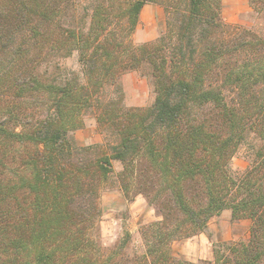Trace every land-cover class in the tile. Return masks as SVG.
<instances>
[{
  "label": "trees",
  "instance_id": "16d2710c",
  "mask_svg": "<svg viewBox=\"0 0 264 264\" xmlns=\"http://www.w3.org/2000/svg\"><path fill=\"white\" fill-rule=\"evenodd\" d=\"M150 3L162 6L165 31L135 46ZM250 3L264 14V0ZM78 4L0 0V264H111L96 226L113 160L125 195L142 160L156 176L163 220L131 262L193 264L169 243L230 210L251 222L248 240L222 243L202 264H264V31L223 23L220 0H92L83 18ZM73 52L80 74L57 64L48 75L51 58ZM130 70L151 80L146 109L125 108L120 94L100 99ZM91 109L114 140L110 154L71 136ZM249 136L259 144L236 178L229 162Z\"/></svg>",
  "mask_w": 264,
  "mask_h": 264
},
{
  "label": "rangeland",
  "instance_id": "374dc122",
  "mask_svg": "<svg viewBox=\"0 0 264 264\" xmlns=\"http://www.w3.org/2000/svg\"><path fill=\"white\" fill-rule=\"evenodd\" d=\"M91 1L79 0L77 17L85 16L82 7L90 4ZM220 4V17L223 23L257 32L264 31V14L257 13L252 8L250 0H220ZM155 15L152 10L145 9L139 17L131 37L135 46L153 43L165 31V13L163 28L160 29H156V23L152 22V16L156 18ZM88 23L89 17H86L84 24L88 26ZM57 64L63 74H80L81 67L77 52L65 58L60 56L51 58L48 63V75L51 72L56 73ZM118 82L119 91L112 86L104 88L100 96L102 101L121 95L122 106L125 108L146 109L153 104L155 100L153 85L150 78L142 76L140 71H125L120 75ZM96 113V109L84 112L81 116L83 126L71 133V136L79 146L95 145L98 146L95 149L96 153L110 154L109 145L114 140L98 127ZM258 144L254 136H249L247 141L238 147L229 162L230 172L234 177H239L248 168ZM111 168L112 172L100 188L98 200L100 217L96 226L98 243L104 259L113 257L114 261L112 260L111 264H135L131 260L145 253L146 238L149 242L153 240L152 231L156 226L153 227L152 224L163 220L156 208V176L146 169L147 162L142 160L141 169L129 179V187L125 195L119 183L122 164L113 160ZM250 226L249 220H232L230 210H224L220 215L209 220L204 232L195 233L188 238H176L169 243V247L174 257L180 260L193 264L212 262L214 250L222 243L246 242L249 238ZM120 247H123L122 251ZM118 252L121 253L114 257Z\"/></svg>",
  "mask_w": 264,
  "mask_h": 264
},
{
  "label": "crops",
  "instance_id": "0c3cea01",
  "mask_svg": "<svg viewBox=\"0 0 264 264\" xmlns=\"http://www.w3.org/2000/svg\"><path fill=\"white\" fill-rule=\"evenodd\" d=\"M145 9H150L156 14L155 15L156 18H154V16H152V20H153L152 22L156 23V29L157 28L160 29L161 27L163 28V23H164V11H163V9L158 5H156V6L153 4L145 5L141 11V15ZM141 15H140V17H141Z\"/></svg>",
  "mask_w": 264,
  "mask_h": 264
}]
</instances>
